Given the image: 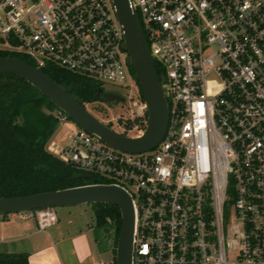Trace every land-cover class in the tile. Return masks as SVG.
<instances>
[{
  "label": "built area",
  "instance_id": "built-area-1",
  "mask_svg": "<svg viewBox=\"0 0 264 264\" xmlns=\"http://www.w3.org/2000/svg\"><path fill=\"white\" fill-rule=\"evenodd\" d=\"M129 3L165 77L163 137L127 151L73 121L53 152L131 194L132 264H264V0ZM122 43L111 0H0V49L124 87L125 113L104 121L135 136L147 110ZM23 214L56 220L52 207Z\"/></svg>",
  "mask_w": 264,
  "mask_h": 264
},
{
  "label": "water",
  "instance_id": "water-1",
  "mask_svg": "<svg viewBox=\"0 0 264 264\" xmlns=\"http://www.w3.org/2000/svg\"><path fill=\"white\" fill-rule=\"evenodd\" d=\"M111 1L123 30L122 47L128 53L127 62L133 68V76L139 84L147 110V122L139 135L124 134L110 127L89 108L80 104L61 84L32 63L15 56H0V73H13L23 78L64 111L78 126L95 134L107 144L127 151L145 150L158 143L166 130L168 104L162 86L165 77L156 70L138 15L131 8L129 0ZM98 92H101V88ZM104 98L105 101L121 99L112 93L105 94ZM97 201L118 205L121 225L115 248V264H132V196L116 183L91 182L25 195L0 196V213Z\"/></svg>",
  "mask_w": 264,
  "mask_h": 264
},
{
  "label": "trees",
  "instance_id": "trees-1",
  "mask_svg": "<svg viewBox=\"0 0 264 264\" xmlns=\"http://www.w3.org/2000/svg\"><path fill=\"white\" fill-rule=\"evenodd\" d=\"M0 56H15L31 63L27 56L6 50L0 49ZM155 67L158 73H163L157 62ZM129 69L133 73L131 65ZM41 70L61 84L83 106L94 102L95 98L99 100V82L58 67ZM135 81L143 100L139 84ZM55 108V104L23 78L13 73H0V196L25 195L88 183L97 178L46 147L58 124L53 112ZM143 125L141 122L140 126ZM91 205L94 225L112 231L115 264V248L121 225L119 207L101 201L91 202ZM0 264L46 263L30 262L26 251H0Z\"/></svg>",
  "mask_w": 264,
  "mask_h": 264
},
{
  "label": "crops",
  "instance_id": "crops-1",
  "mask_svg": "<svg viewBox=\"0 0 264 264\" xmlns=\"http://www.w3.org/2000/svg\"><path fill=\"white\" fill-rule=\"evenodd\" d=\"M22 215L0 214V251H26L33 263L91 264L85 261L91 254L90 242L84 234L74 233L76 228L70 236L61 235L57 213L45 228H39L35 218Z\"/></svg>",
  "mask_w": 264,
  "mask_h": 264
},
{
  "label": "rangeland",
  "instance_id": "rangeland-1",
  "mask_svg": "<svg viewBox=\"0 0 264 264\" xmlns=\"http://www.w3.org/2000/svg\"><path fill=\"white\" fill-rule=\"evenodd\" d=\"M100 85L103 88L104 95L108 93H115L121 99L111 102L105 101L103 102L104 105L98 101H95V102L87 103L86 107L89 108V110L92 113H94L98 118H100L103 121L108 116L109 117L116 116L118 114L125 113L124 108H126L127 105L129 104V101L127 99L128 92L126 91V89L118 84H114L106 81H103L102 83H100ZM136 93H137L136 89L133 88L131 95L132 94L135 95ZM110 125L119 132L121 131L120 128L122 127V124L120 125L110 124ZM65 126H68L69 128L70 127L74 128L76 127V124L73 122L72 119H68L66 122L61 121L57 124L55 130L53 131L49 140L46 143V147L50 151L53 152V148L51 147V144L53 142L58 144H63L65 142L68 132V128L66 129ZM135 133H136L135 129H131L127 131L128 135ZM52 208L54 209L55 214L57 213L59 220L61 222L60 223V226H62L61 235L70 236V234H72L73 232L72 229L74 230V228H76L77 230L74 231V233L79 232L81 234H84V236L90 242L91 254L86 257L85 259L86 262L91 261L90 263H92L93 260L94 261L100 260L102 264H113L112 231L109 232L110 228L106 229L105 231L102 229V227L100 226L96 227L94 225L95 219H94V213L91 202H83L79 204L65 205V206H52ZM8 213H12V212H8ZM15 213L19 215L23 214L22 211H18Z\"/></svg>",
  "mask_w": 264,
  "mask_h": 264
},
{
  "label": "flooded vegetation",
  "instance_id": "flooded-vegetation-1",
  "mask_svg": "<svg viewBox=\"0 0 264 264\" xmlns=\"http://www.w3.org/2000/svg\"><path fill=\"white\" fill-rule=\"evenodd\" d=\"M138 87V86H137ZM138 92H139V89H138ZM112 94H114V95H116L115 93H112ZM139 95H140V93H139ZM98 97H99V100H96L95 99V101H98V102H100V103H102L103 104V102H105V98H104V93H103V88L101 87V92H98ZM94 101V102H95ZM112 101H117L116 100V98L114 99V100H112ZM107 102H111V101H107ZM104 105V104H103Z\"/></svg>",
  "mask_w": 264,
  "mask_h": 264
}]
</instances>
